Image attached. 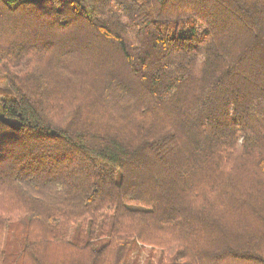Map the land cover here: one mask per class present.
<instances>
[{"label":"trees","instance_id":"obj_1","mask_svg":"<svg viewBox=\"0 0 264 264\" xmlns=\"http://www.w3.org/2000/svg\"><path fill=\"white\" fill-rule=\"evenodd\" d=\"M0 80V264H264V0H0Z\"/></svg>","mask_w":264,"mask_h":264},{"label":"rangeland","instance_id":"obj_2","mask_svg":"<svg viewBox=\"0 0 264 264\" xmlns=\"http://www.w3.org/2000/svg\"><path fill=\"white\" fill-rule=\"evenodd\" d=\"M0 81H1V80H0ZM3 88H5V85H4V83L0 82V89H3ZM73 230H74V227L72 228L71 237H70L69 239H72V238H73V237H72ZM139 250H141L140 261H143V258H144L145 256H147V254L149 253V249H139Z\"/></svg>","mask_w":264,"mask_h":264}]
</instances>
